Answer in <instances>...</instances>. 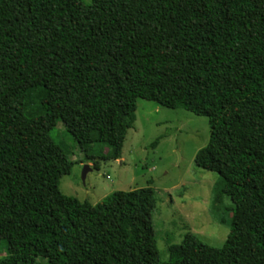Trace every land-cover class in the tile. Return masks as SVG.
Returning a JSON list of instances; mask_svg holds the SVG:
<instances>
[{"label": "trees", "instance_id": "obj_1", "mask_svg": "<svg viewBox=\"0 0 264 264\" xmlns=\"http://www.w3.org/2000/svg\"><path fill=\"white\" fill-rule=\"evenodd\" d=\"M138 100L208 119L194 164L229 188L222 248L188 233L161 261L152 188L60 192L57 124L87 160L101 144L118 161ZM1 243L0 264H264V0H0Z\"/></svg>", "mask_w": 264, "mask_h": 264}, {"label": "rangeland", "instance_id": "obj_2", "mask_svg": "<svg viewBox=\"0 0 264 264\" xmlns=\"http://www.w3.org/2000/svg\"><path fill=\"white\" fill-rule=\"evenodd\" d=\"M80 1L92 5V0ZM41 99L40 91L31 96L26 116L41 114ZM50 138L73 164L71 174L59 184L64 196L96 205L114 192L154 190L156 208L151 220L161 261L168 260L169 248L181 245L188 233L209 247L224 245L232 216V203L225 196L229 188L218 192V176L194 164L195 155L210 139L207 118L138 100L136 121L118 161L107 160L111 150L101 144L89 147L87 156L95 159L87 160L61 122ZM6 249L1 243L0 259ZM194 263L200 264L197 259Z\"/></svg>", "mask_w": 264, "mask_h": 264}, {"label": "water", "instance_id": "obj_3", "mask_svg": "<svg viewBox=\"0 0 264 264\" xmlns=\"http://www.w3.org/2000/svg\"><path fill=\"white\" fill-rule=\"evenodd\" d=\"M87 169V168H86ZM85 173L83 174V179H84Z\"/></svg>", "mask_w": 264, "mask_h": 264}, {"label": "crops", "instance_id": "obj_4", "mask_svg": "<svg viewBox=\"0 0 264 264\" xmlns=\"http://www.w3.org/2000/svg\"><path fill=\"white\" fill-rule=\"evenodd\" d=\"M95 205V204H94Z\"/></svg>", "mask_w": 264, "mask_h": 264}]
</instances>
